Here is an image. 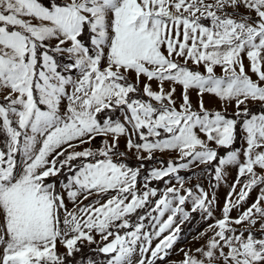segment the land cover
Segmentation results:
<instances>
[{
    "label": "snow or ice",
    "instance_id": "1",
    "mask_svg": "<svg viewBox=\"0 0 264 264\" xmlns=\"http://www.w3.org/2000/svg\"><path fill=\"white\" fill-rule=\"evenodd\" d=\"M201 166L237 176L213 235L171 261L181 225L213 218L180 175ZM83 245L106 264H264V0H0V264H65Z\"/></svg>",
    "mask_w": 264,
    "mask_h": 264
},
{
    "label": "rangeland",
    "instance_id": "2",
    "mask_svg": "<svg viewBox=\"0 0 264 264\" xmlns=\"http://www.w3.org/2000/svg\"><path fill=\"white\" fill-rule=\"evenodd\" d=\"M245 63L247 64V61H245ZM217 74L218 75L221 74V71L219 68L217 69ZM167 87H168V85L166 84L165 88L167 89ZM153 89L156 90V84L155 83L153 84ZM179 91H180V89L178 88L177 93H179ZM191 98H192L193 104H195L196 103V94L194 92L192 93ZM204 103H205V107L210 108V109L220 108V106H221L220 102L218 100L213 99L210 96L204 97ZM253 106H256V105H250V108H252ZM231 111H232V109L230 108L229 112H231ZM241 144H242V142H241ZM96 145H98V143ZM92 146L94 148H100L103 145L100 143L99 146H94V145H92ZM85 147H87V145H85ZM213 147H215V145H213ZM119 148H120V151H125V140L123 138H121V140H120ZM144 155H147V154L145 153ZM176 158H177V154L175 152L164 153V154L156 153L155 154V160H153L151 162H154V167H160L159 164L155 163L156 160L167 162L169 160H173ZM126 159H132L134 161H137L136 156H135V152L134 151L129 152ZM137 162L140 163L139 161H137ZM202 167H204V166H201V168ZM201 168L194 169L193 171H191L192 173H190L187 176H185L184 174L189 172V171H182L180 173V175L186 178V180H187L186 187H193L195 184L198 183L205 189V191H207L209 193L210 197H213V196L215 197L216 204H215V210L213 213V218L206 219V218H203L202 215H200L199 220L194 223L195 225L192 228H190L189 233L184 237L180 236V239L174 245L173 249L171 250L172 254L168 257V259L171 261L179 262V261L183 260L184 253L179 251L181 248H183L185 250L191 249L194 251L196 248L203 246L207 242L209 237H211L213 235L212 231H208V226L211 224H214L217 219L221 218V209L224 206L225 198L230 191V186L233 184V182L235 181L236 176H237L236 168L230 167L225 173L226 180L224 182H221L219 185L215 184L214 191L211 192V185L209 183L210 181L206 177V174L209 172V170L205 171L203 173V175L201 176V178H198L196 175V172L198 170H201ZM143 177H144V172H143V169H141V174H140V177L138 178V180H139L138 187L143 184V182H144ZM166 186H168V185L165 182L164 187L161 188L160 191H163V189ZM239 190H240L239 187H237L236 191L239 192ZM258 194H259V189L258 188L254 189L252 191V193L250 194L248 200L245 202V204L242 205L239 210L233 209L230 215L232 217L238 216L240 214V211H242L244 208H246L247 206H249L251 203H253L255 201ZM92 199L94 200L95 197H92ZM233 199H235V197H233ZM88 202L89 201H85L84 203L87 204ZM69 207L71 208L72 205L69 204ZM199 222H203V225L200 227H196L197 223H199ZM256 228H259V224L256 225ZM239 230L244 231L243 226H241L239 228ZM253 231H255V228L253 229ZM202 232H207V234L204 235L203 237H201L200 239H196V237L199 236V234ZM245 234H247V233H245ZM256 235L259 237L260 233L256 232ZM99 239H100L99 236H97V240H99ZM155 243H156V241L153 242V246L155 245ZM83 246H86V247L92 246L94 248L96 247L95 245H91V246L83 245ZM58 250L61 254L65 253V251H66L62 246H59ZM161 264H162V262H161Z\"/></svg>",
    "mask_w": 264,
    "mask_h": 264
},
{
    "label": "trees",
    "instance_id": "3",
    "mask_svg": "<svg viewBox=\"0 0 264 264\" xmlns=\"http://www.w3.org/2000/svg\"><path fill=\"white\" fill-rule=\"evenodd\" d=\"M207 23V22H206ZM258 106H253L252 109L255 110ZM98 143V145H96ZM101 143V138H97L96 141H93V144L94 146H99ZM234 148H240L241 147V141L239 140V136H238V139H237V142L235 145H233ZM227 150L225 149H220V152L221 154H225ZM126 163H128L130 166H137L139 165V163L137 161H134L132 159H126L125 161ZM144 164L146 165L145 168H143V172H144V176L145 174L148 172V170L152 167H154V162H151V161H144ZM207 168V170H209V172L206 174V177L209 179V183L211 185V192L214 191V188H215V182L213 180V174H212V166H204L201 168V170H198L196 172V175L198 178H201V176L203 175V173L205 172L203 169ZM190 173L192 172H187L185 173L184 175L187 176L189 175ZM168 178H165V180H162V181H153L152 184L150 185L151 187H156L158 190H161V188L164 187V184H165V181L167 180ZM200 213H193L192 214V218L183 223L181 225V233H180V236H186L188 233H189V230L190 228H192L195 224L196 221L199 220L200 218ZM134 219V217H133ZM203 225V222H199L197 223L196 227H200ZM83 247V251L80 252V253H77L75 254L74 257H71V258H67L66 261H65V264H83V261L86 259V258H94L95 260L97 261H100L101 264H106V261L102 259V257L100 256V254L98 253H94L92 252V249L94 247H86V246H82Z\"/></svg>",
    "mask_w": 264,
    "mask_h": 264
}]
</instances>
